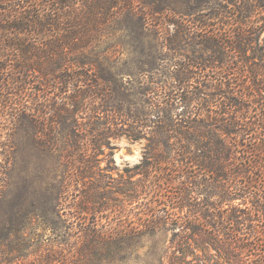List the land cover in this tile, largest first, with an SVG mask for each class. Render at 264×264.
Instances as JSON below:
<instances>
[{
  "label": "rangeland",
  "instance_id": "374dc122",
  "mask_svg": "<svg viewBox=\"0 0 264 264\" xmlns=\"http://www.w3.org/2000/svg\"><path fill=\"white\" fill-rule=\"evenodd\" d=\"M137 1L139 3L137 10L140 9L147 18V28H140L138 19L133 18L126 30L130 33L118 30L110 36L100 35V39L97 37L91 47L87 46L89 48L84 49L85 55H89L92 51L94 54L111 55L112 60L106 63L107 68L112 72L110 79H115L119 87L121 84L124 86L121 89L117 88L119 92L116 90V96L108 94L105 98L101 96L96 98L98 92L94 90L95 94L92 96L94 88L92 87L91 90L88 85H85L86 90L83 88L85 92L81 90L82 93L79 95H73L71 90L65 93L66 88L63 89L65 85L60 84L53 85L51 90L50 88L44 90L40 79L29 78L33 87L38 90L29 93L24 99L28 105L36 107L35 99L45 101L50 97L57 102L59 98L63 100L69 95H71L69 98L79 97L78 100H74L78 103L75 107H70V113L63 115L62 121L60 118L52 117L50 111H47L46 117L51 118L54 123H48L52 128L45 124V132L39 129L38 124L29 120L18 119L19 122L14 124L11 118L15 114L14 111H5L0 124V165L8 167V170H6L4 189L0 190V233L6 240L5 248L0 249V264H94L81 255V246L84 245L85 240L84 229L95 228L96 224L105 227V231L108 232L122 228L125 230L141 228L142 224L148 223L147 220L152 215H162V211L165 212L182 204L177 198L181 190L187 187L184 173L189 168L180 165L175 168L172 163H165V159L169 156L166 153L163 154L162 162H156L154 158H150L153 152L149 148V141L145 138L134 139L135 134L130 137L126 132L138 125L132 118L135 117V113H142V119L147 120V125L153 123L156 125L161 121L155 115L159 107L155 106L156 100L154 101V98L146 92L142 98L143 102L146 100L144 103L129 105L128 101L133 99L137 103L139 97H142L139 92L148 90L151 85L152 88H156L155 86L160 88L157 79H165L172 75L173 68H169L172 60L168 58L176 55L178 50L176 53L171 50L170 39L174 38L178 44H181V49L178 48L179 57L180 55L184 58L189 57L188 61L191 64L198 62L192 40L193 35L199 33L200 29L197 25L200 19L211 29H219V34L226 37L231 44L238 30L236 15L239 14L240 21L245 24L254 23L253 29L250 30L251 34L248 35L252 40L250 46L242 52L232 50L226 57V64H232L237 68L243 67L242 73L238 72L239 75H236L237 68L233 69L236 72L235 79L242 81L247 93L255 95L254 100L251 97L250 102L240 106L239 112L236 113L225 110L222 100L211 101L206 105V108L209 106L208 112L204 114L217 116L222 123L225 119L223 125L227 124V131L230 127L233 133L223 134L222 139L233 149L236 148L237 152L249 153L248 149L253 147L255 140L264 143V0H229L231 3L225 0ZM219 4L224 7L221 8ZM257 9L259 11H256ZM216 12H220V15L224 14L221 21L225 20V24L214 18L216 16H213V13ZM166 19L169 22H166ZM160 20L161 22L156 25L155 23ZM174 21L177 23L176 26ZM134 25L142 31L131 33ZM248 25H240V27L248 29ZM120 38L124 39L122 43ZM82 56L79 51H70L67 60L71 57L82 60ZM151 62L156 64L153 71H151L153 66ZM78 70L72 69L74 74H77ZM83 71L90 75L97 73L94 75V79H97V69L91 71L85 68ZM252 81L256 86L251 84ZM95 84L99 83L95 82L94 86ZM72 87L71 84L70 88ZM237 98V103L246 100ZM106 102H109L108 104L114 102L112 112L119 111L117 114L119 116L112 115L111 108L105 106ZM196 105L197 100H192L187 112L191 114L196 111L198 108ZM107 109L109 112L106 111ZM177 111H173L172 116ZM224 111H227L225 116H223ZM126 112L131 113H129L130 117ZM122 118L128 119L127 125L122 124ZM243 130H250L252 135H247ZM143 132L149 133V130ZM45 134L47 138L44 137ZM73 142L76 143L72 145ZM75 145L80 147L79 153L72 149ZM261 156L259 162L262 166L255 169L257 171L253 175L263 181L264 175L260 170H264V154ZM87 159L90 161L91 172L95 173L93 178L98 179L101 176L104 178L107 186L104 189L107 190L105 197L113 198L111 192L118 188L133 195L137 187L132 183L143 176L140 175L143 171H147L144 165L139 166L147 159L150 163L148 173L151 181L149 179L146 181L144 189L138 188V196L134 204H129L126 194L124 198L117 195V199L124 200L121 207L122 214L115 213L114 209L97 215L92 211L86 214L83 211L86 205L82 201L85 191L84 182L90 184L94 181L93 178H83L89 170L88 163L85 162ZM245 159L241 158V161ZM252 161L256 162L257 159L252 156L247 164L250 166ZM234 167L231 166V170H235ZM191 174L195 176L198 173L193 171ZM261 181H259L261 187H258L262 195L264 183L262 184ZM219 185L223 192L226 188L229 189L231 198H233L231 194L237 193L236 190L231 189L234 188V184L230 180L223 179ZM192 188L193 190H186L191 196V192H201L195 189L196 186ZM212 191L215 192V189ZM201 197L203 199V196ZM215 201L211 200L209 203L217 206ZM226 203L228 205L216 210L217 215L224 216L223 210L229 213L235 212L237 208L245 209L242 205L244 203L242 195ZM247 204L251 206L250 203ZM187 212L190 213V210L184 207L180 215ZM176 231L178 230L169 228L154 234L142 231L141 235L128 243L129 245L126 242L122 244L124 250L120 256L102 264H171L174 258L169 247ZM16 256L20 259H15ZM184 259L188 264H200L201 261L206 260L210 261L208 264H226V260L214 250L194 252Z\"/></svg>",
  "mask_w": 264,
  "mask_h": 264
},
{
  "label": "trees",
  "instance_id": "16d2710c",
  "mask_svg": "<svg viewBox=\"0 0 264 264\" xmlns=\"http://www.w3.org/2000/svg\"><path fill=\"white\" fill-rule=\"evenodd\" d=\"M225 1L231 3L229 0ZM222 7L224 6L221 5ZM138 8L137 0H0V124L5 111L12 110L15 113L11 117L14 124L19 122L18 119L29 120L38 124L39 129L45 132V124L52 128L48 123H54L51 118L46 117L47 111H50L52 117L60 118L62 121V116L70 113V107H75L78 103L74 100H78L79 97L69 98L71 96L69 95L63 100L59 98L60 102H54L49 97L45 101L35 99L36 107L28 105L24 99L29 93L38 90L33 87L31 78L40 79L44 90L46 88L51 90L53 85L60 84L65 85L63 88H66L65 93L71 90L73 95H79L82 91L85 92V85H88L91 90L92 87L94 88L92 96L95 94L94 90L98 92L96 98L100 96L105 98L108 94L116 96L117 88L121 89L124 86L121 84L119 87L115 79H110L112 72L107 68L106 63L112 60L111 55L109 56V53L94 54V51L85 55L84 49L89 48L87 46L91 47L97 37L100 39V35L110 36L118 30L130 33L126 30L133 18L138 19L140 28H147V18L140 9L137 10ZM223 15H220V12L213 13V16H216L214 18L219 19L218 22L225 24V20L221 21ZM166 20L169 22L168 19ZM160 22L161 20L155 24L158 25ZM235 22L238 30L231 44L226 37L219 34V29L213 30L207 26L206 22L199 20L197 25L200 29L199 33H195L192 40L195 44V53L198 55L196 63L191 64L188 61L190 58H184L183 55H180V58L178 53L181 44H178L174 38L170 39L171 50L174 53L178 50L177 54L171 58L166 57L172 60L169 66L173 68L172 75H168L170 77L165 79H157L160 88L155 85L153 86L156 88H152L151 85L148 90L139 92L142 97H139L140 100L137 103L133 99L128 101L129 105H140L139 102H143L142 98L146 92L154 98V101L156 100L155 106L159 107L155 115L161 121L156 125L153 123L154 126L147 125V120L142 119V113H135V117L132 116V118L138 125L126 132L130 137L135 134L134 139L148 140L149 148L153 152L150 158H154L156 162H162L163 154L166 153L169 156L165 159V163H172L175 168H178L177 165L189 168L184 173L187 187L181 190L177 198L182 204L165 212L162 211V215H152L147 220L148 223L142 224L141 228L130 230L122 228L115 232H108L105 231V227L96 224L95 228L84 229L85 240L84 245L81 246V255L86 260L93 261L94 264H102L110 259H116L123 253L122 244L126 242L129 245L128 243L141 235L142 231L154 234L169 228L178 230L174 232L170 242L169 249L174 258L171 264H188L184 258L189 254L211 250L224 258L226 264H264V196H262L264 190L261 195L259 188L261 180L253 175L257 171L255 169L262 166L259 160L264 154V143L255 140L253 147L248 149L249 153L237 152L236 148L233 149L222 139L223 134L233 133L230 127L227 131V124L223 125L225 119L222 123L219 117L204 114L208 112L209 106L206 108V105H209L211 101L222 100L225 110L236 113L239 112L240 106L250 102L251 97L254 100L255 95L247 93L242 81L235 79L236 72L233 69L237 67L226 64V57L230 51H245L252 42L248 35L251 34L250 30L253 29L254 23L251 22L248 25L241 22L239 14L236 15ZM174 25H177L175 21ZM240 25H248V29H242ZM139 27L134 25L131 33L142 31ZM123 41L124 39L120 38V42ZM70 51H79L83 59L77 60L71 57L67 60V54ZM151 63L153 65L151 71H153L156 64ZM85 68L91 71L94 68L97 69V79H94L97 73L92 75L84 73ZM72 69L76 71L79 69V72L74 74ZM242 69L243 67L237 68L236 75H239L238 72L242 73ZM95 82L99 84L94 86ZM71 84L72 88H70ZM251 84L256 86L254 81ZM49 92L51 94V91ZM237 97L246 100H240L237 103ZM195 99L199 109L189 114L187 107ZM108 103L106 102L105 106L110 107L112 112L114 102ZM175 110L179 111L172 116L171 113ZM106 111L109 112L108 109ZM118 113L119 111L112 112V115L116 116ZM129 113L126 112L130 117L131 113ZM225 114L227 111L223 112V116ZM122 120V124L127 125L128 119L122 118ZM143 130H149V133ZM243 131L247 132V135H252L250 130ZM44 137L47 138V135L45 134ZM72 149L76 153L80 152V147L77 145ZM252 156L257 161H252L249 166L247 161ZM241 158L245 161H241ZM85 162L88 163L89 170L83 178H93L95 173L90 170L89 159ZM235 163L237 165H234ZM143 165L147 171H143L140 174L143 176L132 183L137 187L133 195L118 188L111 192L113 198L105 197L107 190L104 189L107 186L101 175L98 179L93 178L95 182L92 181L90 184L84 182L85 191H83L82 201L86 207L83 211L86 214L92 211L97 215L114 209L115 213L122 214L121 207L124 200L117 199V195L124 198L126 194L129 204L135 203L138 188L144 189L149 179L148 159L139 166L143 167ZM231 166H235V170H231ZM6 170L8 167L0 165V190L4 189L6 183ZM193 171H197L198 174L191 176ZM260 171L264 175V170ZM223 179L230 180L234 184V188L231 189L236 190L237 193L231 194L233 198L230 197L228 188L225 192L221 189L219 184ZM261 182L263 184L264 180ZM193 186L201 192H191V196L186 190H193ZM213 189L215 192L212 191ZM241 195L245 209L237 208L235 212L229 213L223 210L224 216L217 215L216 210L228 205L226 202L240 198ZM211 200H216L217 206L210 204ZM184 207L188 208L190 213L180 215ZM5 240L0 233V249L5 248ZM14 258L20 259L19 256ZM209 262L201 261L200 264Z\"/></svg>",
  "mask_w": 264,
  "mask_h": 264
}]
</instances>
